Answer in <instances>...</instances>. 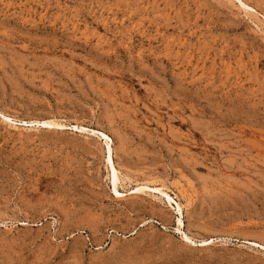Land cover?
Returning <instances> with one entry per match:
<instances>
[{
    "label": "rangeland",
    "instance_id": "1",
    "mask_svg": "<svg viewBox=\"0 0 264 264\" xmlns=\"http://www.w3.org/2000/svg\"><path fill=\"white\" fill-rule=\"evenodd\" d=\"M259 243L264 0H0V264H264Z\"/></svg>",
    "mask_w": 264,
    "mask_h": 264
},
{
    "label": "bare ground",
    "instance_id": "2",
    "mask_svg": "<svg viewBox=\"0 0 264 264\" xmlns=\"http://www.w3.org/2000/svg\"><path fill=\"white\" fill-rule=\"evenodd\" d=\"M7 118H8V116H7ZM24 122L25 123H29L28 124L29 127H35V128H38V127H40V128H52V127H62L63 126L62 123H59V122H57L54 119H48V120H37V119H34V120H29V122H27V121H24ZM74 127H78V126H74ZM80 128L81 129H86V128H82V127H80ZM97 134H98V136L104 137V139H106L105 162H106V164H107V166L109 168V177L108 178L110 179V182H111V184L113 186V189L117 192V188L116 187H117L118 175H117V170H116V168L114 166V162H113V159H112V157H113L112 140L104 132H97ZM144 187H146V186H139L136 189L137 190H141ZM153 189L164 193V191H162L161 188L154 187ZM166 196L168 197V199H172L167 194H166ZM176 205H177V208L179 210L178 213L181 214V205L178 202L176 203ZM177 221H178V224L180 226H182L181 225L182 224V222H181L182 220L180 218H178ZM177 229L180 230V227H178ZM183 237L185 239H187V241H192L193 240L191 237L187 236L186 234H183ZM211 241H213V240L207 238V239L198 240V243L200 245H205V244L210 243ZM252 243L257 245V243H255V242H252ZM258 245H260L261 247H264V244L259 243Z\"/></svg>",
    "mask_w": 264,
    "mask_h": 264
}]
</instances>
